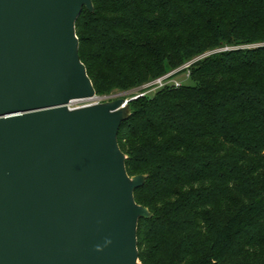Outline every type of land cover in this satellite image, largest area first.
Instances as JSON below:
<instances>
[{
    "label": "trees",
    "instance_id": "16d2710c",
    "mask_svg": "<svg viewBox=\"0 0 264 264\" xmlns=\"http://www.w3.org/2000/svg\"><path fill=\"white\" fill-rule=\"evenodd\" d=\"M93 5L76 34L97 97L195 60L190 84L130 101L120 131L128 174L147 176L141 263L264 264V0Z\"/></svg>",
    "mask_w": 264,
    "mask_h": 264
},
{
    "label": "water",
    "instance_id": "95a60500",
    "mask_svg": "<svg viewBox=\"0 0 264 264\" xmlns=\"http://www.w3.org/2000/svg\"><path fill=\"white\" fill-rule=\"evenodd\" d=\"M93 0H0V264H142L137 204L119 146L131 118L97 98L76 22Z\"/></svg>",
    "mask_w": 264,
    "mask_h": 264
},
{
    "label": "built area",
    "instance_id": "2783aa9c",
    "mask_svg": "<svg viewBox=\"0 0 264 264\" xmlns=\"http://www.w3.org/2000/svg\"><path fill=\"white\" fill-rule=\"evenodd\" d=\"M195 62L191 61L189 63H187L185 66L181 67L180 69L174 70L160 78H157L145 85H143L141 88L136 89L135 91H133L132 93H130V95H133L130 98H125L126 102H130L132 100L138 99L140 97H144L147 94H154L162 89L165 88H180L182 87L184 84L182 82H180L179 80L176 79L177 74L181 71L185 70V74L186 77L189 78L190 77V71L189 68L190 66ZM100 103L99 101H97V98L91 100V101H85V102H74L70 105V109H75V108H80L83 106H89V105H94V104H98ZM80 104V105H77Z\"/></svg>",
    "mask_w": 264,
    "mask_h": 264
},
{
    "label": "rangeland",
    "instance_id": "374dc122",
    "mask_svg": "<svg viewBox=\"0 0 264 264\" xmlns=\"http://www.w3.org/2000/svg\"><path fill=\"white\" fill-rule=\"evenodd\" d=\"M256 46L257 45H250V46H239V47H234V48L235 49H239V48L240 49H245V48H252V47H256ZM176 79L179 80L180 82H182L183 84H190L191 83L190 79L186 77L185 73H181L179 76L176 77ZM132 92L131 91H129V92H118V91H116V92H114V93H112L110 95L97 97V101H99L100 103H105V102L117 99L119 97L129 98L130 97V93H132ZM77 105H80V104H77Z\"/></svg>",
    "mask_w": 264,
    "mask_h": 264
}]
</instances>
